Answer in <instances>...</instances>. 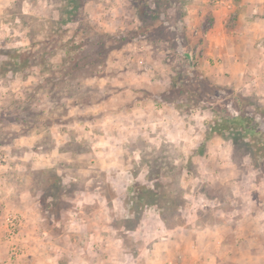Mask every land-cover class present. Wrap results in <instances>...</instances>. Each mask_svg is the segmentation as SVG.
Wrapping results in <instances>:
<instances>
[{
  "label": "rangeland",
  "instance_id": "1",
  "mask_svg": "<svg viewBox=\"0 0 264 264\" xmlns=\"http://www.w3.org/2000/svg\"><path fill=\"white\" fill-rule=\"evenodd\" d=\"M1 165L8 264H207L156 248L264 214V0H0Z\"/></svg>",
  "mask_w": 264,
  "mask_h": 264
},
{
  "label": "crops",
  "instance_id": "2",
  "mask_svg": "<svg viewBox=\"0 0 264 264\" xmlns=\"http://www.w3.org/2000/svg\"><path fill=\"white\" fill-rule=\"evenodd\" d=\"M7 171L5 166H0V264H8L7 261V248L3 242V231L5 232L4 222L5 219L2 217L3 207L9 206L22 215H28L30 208L27 207L28 197L24 192L17 190L16 186L12 187L7 182ZM238 187L233 190L236 191ZM228 203L227 200L224 204ZM224 214L217 212L214 217H223L222 220L227 222H222V225L216 227H208L209 231L206 229L197 228L193 230H188L182 228L179 224L176 225L171 231V239L167 243H163L156 248V257L159 255L160 259H167L179 252L186 253L188 251L189 244L191 242H196L198 244L197 251L200 253V257L203 259V263L211 260L213 253H215V248L221 246L223 251L232 254L243 253L242 260L238 263V257L226 259V264H264V258H259L257 254L264 249V214L262 215H250L249 213L239 214L237 217L233 216L235 223L229 222L231 219L230 215L224 218ZM228 217V218H227ZM258 217V219H256ZM31 218L27 217L25 221V228H23L22 233L26 235V245L30 247V254L33 253L32 245L34 236L32 230L29 229ZM220 220V219H219ZM258 221V222H257ZM238 234H235V233ZM23 234V236H24ZM37 235V234H36ZM238 235V236H237ZM230 236V237H229ZM241 238V239H238ZM193 245V244H192ZM256 254V255H255ZM35 256L29 257L27 260H21L16 264H39V261L34 258ZM224 260L225 258L222 257ZM236 260V262H235ZM158 261V260H157ZM235 262V263H234ZM224 263V261H220ZM14 264V263H11Z\"/></svg>",
  "mask_w": 264,
  "mask_h": 264
},
{
  "label": "built area",
  "instance_id": "3",
  "mask_svg": "<svg viewBox=\"0 0 264 264\" xmlns=\"http://www.w3.org/2000/svg\"><path fill=\"white\" fill-rule=\"evenodd\" d=\"M6 222H7V228H6V236L7 238H13L14 235L17 234V232H14V229L16 230V226H18V219L15 215L13 214H9L6 218ZM21 250V248H19V246H13L11 247V256H16L18 255V251Z\"/></svg>",
  "mask_w": 264,
  "mask_h": 264
}]
</instances>
